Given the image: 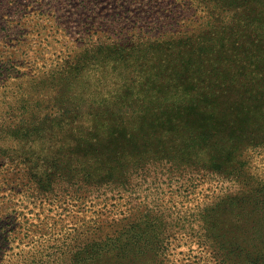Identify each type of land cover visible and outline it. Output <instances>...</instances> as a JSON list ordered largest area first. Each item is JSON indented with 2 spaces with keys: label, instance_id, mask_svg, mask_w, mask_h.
Wrapping results in <instances>:
<instances>
[{
  "label": "rangeland",
  "instance_id": "1",
  "mask_svg": "<svg viewBox=\"0 0 264 264\" xmlns=\"http://www.w3.org/2000/svg\"><path fill=\"white\" fill-rule=\"evenodd\" d=\"M195 1L0 0V65L11 75L0 69L7 73L0 75V264H74L71 249L111 235L119 239L87 258L83 254L79 264H264V198L243 197V182L236 178L167 161L146 164L125 185L57 177L45 188L24 174L32 166L43 173L45 156L67 157L51 153L54 144L38 135H23L25 118L44 114L53 94L63 90L58 81L55 89L32 88L30 78L47 71L56 77L64 57L77 52L88 61L83 73L101 72L108 44L129 49L160 34L192 31L198 25ZM143 49L127 50L133 57L120 65L134 70L144 61L136 54ZM25 102L31 104L22 108ZM244 154L250 171L264 176V146ZM141 216L161 222L162 254L125 246L128 224ZM219 241L226 242L221 252Z\"/></svg>",
  "mask_w": 264,
  "mask_h": 264
},
{
  "label": "trees",
  "instance_id": "2",
  "mask_svg": "<svg viewBox=\"0 0 264 264\" xmlns=\"http://www.w3.org/2000/svg\"><path fill=\"white\" fill-rule=\"evenodd\" d=\"M248 1L250 5L243 0L195 1V29L160 34L129 49L119 42L108 44L99 59L107 65L101 72L83 73L88 61L77 52L64 57L56 77L47 71L30 78L32 88L55 89L58 81L63 90L53 94L52 107L44 114L25 118L23 135L36 134L43 143L54 144L51 153L67 157L45 156L43 173L32 166L31 176L24 174L45 188L57 177L60 182L125 185L146 164L167 161L236 178L243 182V197L264 198V176L252 173L244 158L248 149L264 146V0ZM142 47L136 54L144 61L127 70L133 57L127 50ZM97 60L93 62L101 65ZM0 69L10 75L7 66ZM51 74L50 80L46 76ZM144 217L128 224L125 246L162 254L161 222ZM107 238L71 249L73 263L119 239ZM219 243L215 246L221 252L226 242Z\"/></svg>",
  "mask_w": 264,
  "mask_h": 264
}]
</instances>
